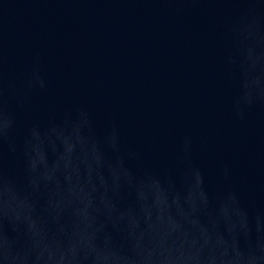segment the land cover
Masks as SVG:
<instances>
[{"label": "water", "instance_id": "obj_1", "mask_svg": "<svg viewBox=\"0 0 264 264\" xmlns=\"http://www.w3.org/2000/svg\"><path fill=\"white\" fill-rule=\"evenodd\" d=\"M0 264H264V0H0Z\"/></svg>", "mask_w": 264, "mask_h": 264}]
</instances>
